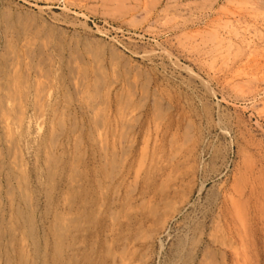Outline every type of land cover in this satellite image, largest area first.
<instances>
[{"label": "rangeland", "instance_id": "1", "mask_svg": "<svg viewBox=\"0 0 264 264\" xmlns=\"http://www.w3.org/2000/svg\"><path fill=\"white\" fill-rule=\"evenodd\" d=\"M12 64L47 149L0 141L32 200L1 182L0 264H52L56 224L60 264H264V0H0Z\"/></svg>", "mask_w": 264, "mask_h": 264}, {"label": "bare ground", "instance_id": "2", "mask_svg": "<svg viewBox=\"0 0 264 264\" xmlns=\"http://www.w3.org/2000/svg\"><path fill=\"white\" fill-rule=\"evenodd\" d=\"M62 9V8H61ZM249 11V10H248ZM233 14V13H232ZM223 34V33H222ZM219 35V34H218ZM213 36V35H212ZM221 38V37H220ZM10 40V39H9ZM217 41V40H216ZM239 41V40H238ZM248 43V42H246ZM11 44V43H10ZM13 44V43H12ZM9 46V45H8ZM15 46V45H14ZM241 46V45H240ZM17 49V47H16ZM19 51V50H18ZM17 51V52H18ZM2 53V52H1ZM232 53V52H231ZM11 55V54H10ZM2 57V56H1ZM4 58V57H3ZM31 60V59H30ZM15 62V61H14ZM28 62V60H27ZM30 62V61H29ZM17 63V62H16ZM250 65V64H249ZM22 66V65H21ZM8 65H5L4 67H0V128L4 131L3 137L0 138V141H2V143L4 144L5 147V151L7 152V154H5V156L7 155L8 157H6V159H17V157L20 158L21 153H22V146L25 148V146H29L28 149H33L34 153H35V157L36 155L39 153L40 148H42L43 150L47 149L46 147V143H45V137H41L40 136V124L38 126L37 122L35 123V131L34 132H30V128H31V122L25 117V115L23 114L24 108L22 110L18 109V111H14L13 107H12V103L13 100H15V91L18 90V80H16L14 78V76H9V73H11L12 71V67L13 64L11 65V67L9 69H7ZM17 67V66H16ZM25 67V66H24ZM29 70V69H28ZM13 72V71H12ZM29 72V71H28ZM19 74V73H18ZM17 76V75H16ZM15 76V77H16ZM14 78V79H13ZM200 79V78H199ZM236 79V78H235ZM22 82V81H21ZM243 82V81H242ZM259 85V84H258ZM20 86V85H19ZM26 86V85H24ZM21 89V87H20ZM209 92V91H208ZM212 92V91H211ZM26 94V93H25ZM84 94V93H83ZM131 94V93H130ZM35 96V94L33 95V97ZM45 96V95H44ZM120 96V94H119ZM130 96V95H129ZM121 97V96H120ZM170 97V96H169ZM244 97V96H243ZM27 98V97H26ZM24 99V98H23ZM35 99V98H33ZM117 99V98H115ZM121 99V98H120ZM131 99V98H129ZM21 100V98H20ZM47 100V99H46ZM34 101V100H33ZM195 101V100H194ZM22 102V101H21ZM40 102V101H39ZM87 102V101H86ZM124 102V101H123ZM136 102V101H135ZM19 103V102H18ZM33 103V102H32ZM35 103V102H34ZM42 104V102H41ZM22 105V104H21ZM35 105V104H33ZM46 105V104H45ZM66 105V104H65ZM68 105V104H67ZM20 106V105H19ZM93 106V105H92ZM107 106V105H106ZM126 106V105H125ZM15 107V106H14ZM34 108V106H32ZM117 107V106H116ZM132 107V105H131ZM167 108V107H166ZM120 110V109H119ZM129 110V109H128ZM56 111V110H55ZM75 111V110H74ZM34 112V111H33ZM122 112V109H121ZM130 112V111H129ZM128 112V114H129ZM92 113V112H91ZM39 114V113H38ZM97 114V113H96ZM106 114V113H105ZM40 115V114H39ZM56 115V114H55ZM62 115V114H61ZM117 115V114H116ZM120 115V114H119ZM122 116V115H121ZM52 117V115H51ZM73 117V116H72ZM179 117V116H178ZM96 117H94L95 120ZM114 118V117H113ZM157 118V117H156ZM33 119V118H32ZM41 119V118H40ZM83 119V118H82ZM93 119V116H92ZM91 119V120H92ZM119 119V118H118ZM39 120V119H38ZM62 120V119H60ZM81 120V119H80ZM143 120V119H142ZM126 121V120H125ZM35 122V121H34ZM72 122V121H71ZM88 122V121H87ZM112 122V121H111ZM258 123V122H257ZM80 124V123H79ZM111 124V123H110ZM88 125V124H87ZM113 125V124H112ZM122 126V124H121ZM42 128V126H41ZM80 128V127H79ZM108 128V127H107ZM221 128V127H220ZM114 129V128H113ZM158 129V128H157ZM214 129V128H213ZM1 130V131H2ZM24 130V132H23ZM73 130V129H72ZM82 130V129H81ZM118 130V129H117ZM186 130V129H184ZM132 131V130H131ZM225 131V130H224ZM101 132V131H100ZM112 132V131H111ZM127 132V131H126ZM1 133V132H0ZM3 133V132H2ZM91 133V132H90ZM99 133V132H98ZM115 133V131H114ZM220 133V132H219ZM108 134V133H107ZM119 134V133H118ZM147 134V133H146ZM55 135V134H54ZM53 135V136H54ZM95 135V134H94ZM120 135V134H119ZM177 135V134H176ZM175 135V136H176ZM122 136V135H121ZM1 137V135H0ZM120 137V136H119ZM143 137V136H142ZM73 138V137H72ZM97 138V137H96ZM100 138V137H98ZM112 138V137H111ZM153 138V137H152ZM93 139V138H92ZM105 139V137L103 138V140ZM113 139V138H112ZM111 139V140H112ZM123 140V139H122ZM177 140V139H176ZM181 140V139H179ZM50 141V140H49ZM155 141V140H154ZM186 141V140H185ZM104 142V141H103ZM113 142V141H112ZM111 142V143H112ZM115 142V141H114ZM1 143V142H0ZM54 143V142H51ZM106 143V142H105ZM182 143V141H181ZM141 144V143H140ZM99 145V144H98ZM182 145V144H181ZM180 145V146H181ZM55 146V145H54ZM105 146V145H104ZM121 146V145H120ZM2 147V146H1ZM0 147V148H1ZM52 147V146H51ZM58 147V146H57ZM171 147V146H170ZM75 148V147H73ZM178 148V147H177ZM125 150V149H124ZM148 150V149H147ZM164 150V149H163ZM172 151V150H171ZM3 152V151H2ZM26 152V151H25ZM145 152V151H144ZM78 153V152H77ZM140 153V152H139ZM19 154V156H18ZM26 154V153H25ZM48 154V153H47ZM138 154V153H137ZM57 155V154H56ZM139 155V154H138ZM177 155V154H176ZM238 155V154H237ZM135 156V155H134ZM0 157H1V152H0ZM27 157V156H26ZM50 157V156H49ZM48 157V158H49ZM69 157V156H68ZM124 158V157H123ZM174 158V157H173ZM36 159V158H35ZM47 159V158H46ZM60 159V158H59ZM196 159V158H195ZM56 160V159H55ZM99 160V159H98ZM1 164H0V170L2 169V179H0V184L1 182L4 181L5 187H6V191H5V195H6V202L9 205H12L13 203H16L18 205L23 204L24 206H31V202L32 200L29 198V195L27 196V189L30 188L26 179L23 174L21 175L23 177L22 181L20 179V176L17 175L16 169L18 168V170L20 169V164L19 163H15L14 160L13 162H7L4 163V161L0 160ZM19 161V160H18ZM17 161V162H18ZM49 162V160H47ZM50 161H51V157H50ZM104 161V160H103ZM113 161V160H112ZM53 161H51L52 163ZM56 162V161H55ZM54 162V163H55ZM59 162V161H58ZM114 162V161H113ZM45 163V162H44ZM145 164V163H144ZM149 164V163H148ZM159 165V164H158ZM171 165V164H170ZM55 166V164H54ZM144 166V165H143ZM189 167V166H188ZM54 168V167H53ZM71 168V167H70ZM114 168V167H112ZM118 168V167H117ZM162 168V167H161ZM55 169V168H54ZM106 169V168H105ZM143 169V168H142ZM260 169V168H259ZM24 170V169H23ZM22 171V170H21ZM52 171V170H51ZM62 171V170H61ZM104 171V170H103ZM47 172V170H46ZM21 174V173H20ZM49 174H51L49 172ZM48 174V175H49ZM28 175V174H27ZM52 176V175H51ZM134 176V175H133ZM170 176V175H169ZM21 177V178H22ZM28 177V176H26ZM36 177L37 174H36ZM50 177V176H49ZM110 177V176H109ZM167 178V177H166ZM71 180V179H70ZM124 181V180H123ZM135 181V179H134ZM248 181V180H247ZM51 182V181H50ZM126 182V181H125ZM16 184V189H17V193H14V188L13 185ZM118 184V183H117ZM123 184V183H122ZM135 184V183H134ZM161 184V183H160ZM183 184V183H182ZM112 185V184H111ZM133 185V184H132ZM104 186V185H103ZM190 186V185H189ZM136 187V186H135ZM115 188V187H114ZM3 191V189H2ZM105 192V190H103ZM29 193V192H28ZM31 193V192H30ZM48 193V192H47ZM123 193V192H122ZM103 194V193H102ZM108 194V193H107ZM171 195V194H170ZM50 197V196H49ZM112 197V196H111ZM1 198V197H0ZM128 198V197H127ZM3 199V200H4ZM37 199V198H36ZM149 199V198H148ZM38 201V200H37ZM50 199L47 200V202H49ZM147 203V202H146ZM232 203V202H231ZM244 203V202H243ZM50 204V203H49ZM17 205V210H15V216L17 217V219L21 220V223L23 225H28L30 226L28 228L27 231H25V234L27 236H29V238L33 241V254L34 256H37L39 253V248L37 245V242H35V238L33 237V232H34V227L31 225L32 223V217L31 215L29 216H23L21 211L19 210V206ZM69 205V204H68ZM140 205V204H139ZM143 205V204H142ZM98 206V205H97ZM130 206V205H129ZM176 206V204H175ZM48 207V206H47ZM69 207V206H68ZM102 207V205H101ZM149 207V206H148ZM237 207V206H236ZM150 208V207H149ZM159 208V207H158ZM13 209V207L11 208ZM167 209V208H166ZM129 210V209H128ZM139 210V209H138ZM160 210V209H159ZM12 211V210H10ZM9 211V212H10ZM14 211V210H13ZM46 211V210H45ZM100 211V210H99ZM140 211V210H139ZM113 212V211H112ZM131 212V211H130ZM3 213V212H2ZM47 213V212H46ZM57 213V212H56ZM132 213V212H131ZM152 213V212H151ZM32 214V211H31ZM45 214V213H44ZM66 214V213H65ZM100 214V212H99ZM171 214V213H170ZM56 215V214H55ZM76 215V214H75ZM139 215V214H138ZM193 215V214H192ZM235 215V214H234ZM132 216V215H131ZM136 216V215H135ZM61 217V216H60ZM155 217V216H154ZM11 218V217H10ZM8 217V219H10ZM62 218V217H61ZM93 218V217H92ZM17 219H16V227L15 229H10L11 233L9 236V242H13L15 240V237L13 236L15 233V230L19 231V227H18V223H17ZM96 219V218H95ZM134 219V218H133ZM238 219V218H237ZM247 219V218H246ZM13 220V219H12ZM71 220V219H70ZM168 220V219H167ZM242 220V219H241ZM14 221V220H13ZM59 221V220H58ZM11 222V221H10ZM162 222V221H161ZM164 223V222H163ZM10 224V223H9ZM15 226L14 222L11 224V227ZM66 225V224H65ZM134 225V224H133ZM64 226V225H63ZM167 226V225H166ZM138 227V226H137ZM178 227V226H177ZM227 227V225H226ZM230 227V226H229ZM233 228V227H232ZM246 228V227H245ZM66 230V229H65ZM69 230V229H68ZM111 230V229H110ZM156 230V229H155ZM16 231V232H18ZM132 231V230H131ZM143 231V230H142ZM210 231V230H209ZM23 232V231H22ZM64 232V230L61 229V227H59V225H55L53 227V229L51 230V234L53 237V240L55 241L54 243V256H53V262L52 264H60V247L58 244H56L57 240H60L62 237L61 236L62 233ZM3 233V232H2ZM8 233V232H7ZM4 235L6 233H3ZM24 232L23 234L21 233V235H25ZM12 235V236H11ZM215 235V234H214ZM51 236V235H50ZM129 237V236H128ZM251 237V236H250ZM29 239V240H30ZM243 239V238H242ZM2 240V239H1ZM134 240V239H133ZM228 240V239H227ZM247 240V239H246ZM155 241V240H154ZM71 242V241H70ZM215 243V242H214ZM219 243V242H218ZM235 243V242H234ZM19 244V243H18ZM227 245V244H226ZM235 245V244H234ZM240 245V244H239ZM245 245V244H244ZM26 246V245H25ZM175 247V246H174ZM20 251L23 249L22 246L19 247ZM18 249V251H19ZM126 250V249H125ZM152 250V249H151ZM132 251V250H131ZM217 251V250H216ZM99 252V251H98ZM113 252V251H112ZM43 253V252H42ZM65 253V252H64ZM76 254V253H75ZM26 255V254H25ZM99 255V254H98ZM157 256V255H156ZM62 257V256H61ZM25 258V257H24ZM237 259V258H236ZM128 260V259H127ZM8 261V259H7ZM16 261V260H14ZM19 261V260H18ZM4 262V261H3ZM94 262V261H93ZM125 262V261H124ZM124 262L122 261V263L124 264ZM22 263V262H21ZM19 263V264H21ZM16 264V263H15ZM44 264V263H43ZM120 264V263H119ZM219 264V263H218Z\"/></svg>", "mask_w": 264, "mask_h": 264}]
</instances>
